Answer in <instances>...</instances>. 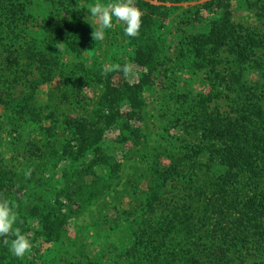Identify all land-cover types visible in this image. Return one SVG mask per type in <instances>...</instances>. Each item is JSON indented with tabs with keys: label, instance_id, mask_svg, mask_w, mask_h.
<instances>
[{
	"label": "trees",
	"instance_id": "1",
	"mask_svg": "<svg viewBox=\"0 0 264 264\" xmlns=\"http://www.w3.org/2000/svg\"><path fill=\"white\" fill-rule=\"evenodd\" d=\"M53 1L66 16L59 20L50 17L44 28L73 54L83 55L94 42L92 28L81 16V9L73 6V0ZM151 1L135 0L144 13L140 35L125 36L136 64L135 80L127 79L122 70L99 72L103 92L91 117L73 121L72 136L64 145L68 161L80 162L88 169H105L108 159L101 146L105 132L115 125L126 140L141 143L142 91L153 83L160 64L159 27H163L167 11H160L165 5ZM258 1L248 2L247 7L261 17L264 0ZM23 6L0 0V55L6 52L2 63L6 66L14 61L19 65L11 48L20 49V56L25 52L29 63H36L37 77L47 80L60 65L59 58L39 49L35 39H22L19 21ZM213 6L221 10L210 20L209 28L189 39V67L210 75L199 99L190 105L196 115L191 126L195 142L187 150L191 154L154 174L156 185L146 206L152 219L138 227L127 251H142L138 264H227L235 253H264V85L259 86L264 84V63L260 60L264 36L252 25L231 20L224 0H216ZM34 82L39 81L32 80L33 87ZM217 102L219 106L212 105ZM0 104L7 106L1 92ZM201 155L204 161L199 160ZM35 168L29 177L36 183L29 186L26 177L7 169L0 160V197L15 205L17 226L31 239L30 255L34 252V256L46 242L60 239L74 206L70 195L68 201L61 202L72 185L59 193L42 194ZM168 186L178 190L179 198L174 202H163ZM30 219L38 224L33 231ZM28 255L15 257L0 243V264H35Z\"/></svg>",
	"mask_w": 264,
	"mask_h": 264
},
{
	"label": "rangeland",
	"instance_id": "2",
	"mask_svg": "<svg viewBox=\"0 0 264 264\" xmlns=\"http://www.w3.org/2000/svg\"><path fill=\"white\" fill-rule=\"evenodd\" d=\"M13 1L24 4L19 21L22 39H35L39 49L58 56L60 65L53 68L47 80H41L37 77L36 63H29L27 53L20 56V49L11 48L19 65L11 61L5 66L2 57L6 52L2 51L0 92L7 106L3 108L0 104V160L7 169L23 177L27 168L36 167L42 194L59 193L72 185L70 192L62 195L61 202L68 201L69 195L74 202L60 239L40 246L36 257L30 251L28 258L33 256L35 264H138L137 257L142 251H137V247L133 254L127 251L133 245L138 227L152 219L146 206L154 193V174L179 157L191 154L187 150L195 138L191 126L196 115L190 105L199 99L210 76L202 69L189 67V39L206 31L221 9L213 6L216 0H150L165 5L160 11H167H164V25L159 27L160 64L153 83L142 91L145 104L141 143L134 145L131 138L126 140L115 125L105 132L101 146L108 167L88 169L85 164L65 159L68 153L64 145L69 144L73 121L94 114L103 92L99 72H104L105 65H129L131 70L125 76L130 81L136 78V64L132 54L130 57L131 49L120 22L115 21L113 28L106 30L104 40H94L91 48L80 56L44 28L50 17L59 20L66 16L53 0ZM251 1L224 0L231 20L252 25L264 36V16L258 17L254 9L247 7ZM87 2L73 0V6L81 9V16L93 30V18L82 8ZM260 54L264 63V53ZM32 78L39 81L33 83L34 87ZM256 79L254 76L253 81ZM220 102L212 105L219 106ZM204 158L201 155L199 160ZM26 178V185L33 186L35 181ZM168 188L163 202H174L179 198L178 190L174 186ZM20 193L23 195L24 191ZM30 220L33 231L38 224ZM256 262L264 264V253H235L232 260L226 261L227 264Z\"/></svg>",
	"mask_w": 264,
	"mask_h": 264
},
{
	"label": "clouds",
	"instance_id": "3",
	"mask_svg": "<svg viewBox=\"0 0 264 264\" xmlns=\"http://www.w3.org/2000/svg\"><path fill=\"white\" fill-rule=\"evenodd\" d=\"M82 8L87 9L89 16L93 18L92 36L96 41L105 38L106 30L112 29L115 21L120 22L123 34L127 37H137L140 35L142 26L143 11L136 6L135 0H88ZM112 70H122L129 72L130 66L119 64L105 65V73ZM32 173V168L24 171V176L28 177ZM18 214L15 205L11 204L7 198L0 197V243L7 246L11 254L22 258L29 253L33 247L31 239L17 226Z\"/></svg>",
	"mask_w": 264,
	"mask_h": 264
}]
</instances>
